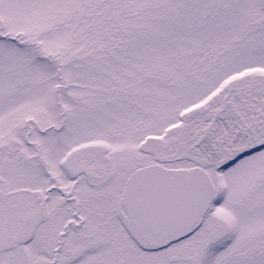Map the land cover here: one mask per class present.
<instances>
[{
	"label": "snow or ice",
	"instance_id": "6c2138e0",
	"mask_svg": "<svg viewBox=\"0 0 264 264\" xmlns=\"http://www.w3.org/2000/svg\"><path fill=\"white\" fill-rule=\"evenodd\" d=\"M0 264H264V0H0Z\"/></svg>",
	"mask_w": 264,
	"mask_h": 264
}]
</instances>
